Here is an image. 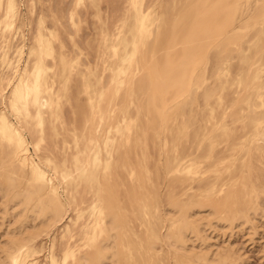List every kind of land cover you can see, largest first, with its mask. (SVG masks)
<instances>
[{
    "label": "bare ground",
    "instance_id": "bare-ground-1",
    "mask_svg": "<svg viewBox=\"0 0 264 264\" xmlns=\"http://www.w3.org/2000/svg\"><path fill=\"white\" fill-rule=\"evenodd\" d=\"M23 1L0 0V264H42L70 212L44 264H241L207 238L264 218V0H126L112 28L89 0L93 60L43 9L27 38Z\"/></svg>",
    "mask_w": 264,
    "mask_h": 264
},
{
    "label": "rangeland",
    "instance_id": "rangeland-1",
    "mask_svg": "<svg viewBox=\"0 0 264 264\" xmlns=\"http://www.w3.org/2000/svg\"><path fill=\"white\" fill-rule=\"evenodd\" d=\"M70 1L71 0H44V1L42 0L43 4H40V5H42L43 7L41 8V6L39 5V3H37L36 6H34V8H33V10L35 11V12L33 11L34 13L33 12L31 13V11H30L31 10L30 8L32 6L31 4H30L31 6L28 4L30 2L27 0V1H25L26 3H24V1H23V3L21 4L22 5L21 6V10L24 13V16L27 18L28 23L31 22L30 25H29L30 27L27 26V28L25 30L26 36H27V38H30L32 36L33 32L36 29L35 25H37L36 24L37 23L36 20L38 19L37 16H39V11H42L41 9H43L44 14L47 13V14H45V16H46V22H47L46 23L47 24V27H49V28L51 27V28H54L56 30L61 27L63 29V30L59 29L61 33L65 29L67 30V31L65 30L63 32V33L66 32L68 34L67 35L65 33L66 36H65V34H61L59 32V30H57V32H59V34H61V40H62V42H64L63 44L65 45L64 46V52L65 53H68V55L69 54L70 55L71 54L73 55L74 53H76V51H78V50L73 45L74 43H76V45L80 49H81V47L83 48V52L85 51L84 53L87 52L86 54H88V55L90 53L91 54V57H88V59H90V60L92 59L93 60V59H95V56L96 55H94V54H96V53L94 52V54H93V51H94L93 48H90L88 50L86 40H84V39H86V38L90 39V37L92 35H95L98 32V30L100 29V25L101 24L98 22L99 19H96L97 17H94V15L92 16V13L95 14V12H94L95 10L94 9H96V8L91 7L90 9H87L86 10V8H87L86 5L88 3H89L88 4V8L90 7V1L89 0H87V1L85 0L86 2L84 1V4L85 5H83L81 9H80L81 6L79 7V10H78L80 12V13L78 12L79 13L78 14L79 16L78 17L75 16L76 17V20L78 19L77 22L78 23L80 22L78 24L79 27L77 29L76 27H73V25H71L72 22L69 20V14H68L69 11L68 10L71 9V2ZM96 1L98 2L97 3V5H98L97 7H99V11H100V12H98V13H100L99 14L100 15L99 18H101L105 22H107L106 24H108V26L110 25L111 26L110 28H112L113 27L112 25L116 24L117 20H119L118 18H120L121 15H123L122 13L125 10L124 6L125 7L128 6V5L127 6L125 5L126 2H127L126 0H96ZM148 1L149 0H146V1L144 0V4L146 2H148ZM23 5H25V6H23ZM27 6H29V9L27 8ZM92 8H94V9L92 10ZM47 10L49 12H46ZM96 10L98 11V9H96ZM53 11H54V14H53ZM55 14H56V16L58 15L57 17H60L59 16V14H60L61 17L62 16L63 17L65 16L66 18L63 19V17L62 18L60 17L62 19V20L59 19V20H61V23L60 22H57V21H55V20H58V19H56L57 17H55ZM48 15L50 17H52V18L50 19V17ZM36 17H37V19H36ZM108 20H109V23L110 24L108 23ZM58 24H59V26H58ZM94 24L96 25V27L99 25V27H97V28H99L97 31H95L96 28L93 29V25ZM28 28H30L29 31H28ZM74 28H76V29H74ZM76 30H78V32ZM63 36H65V37H63ZM73 40L76 41V42L73 43ZM81 44H84V46L81 45ZM57 45L58 44H55V46H57ZM79 45H81V47ZM85 47L87 48L88 51H90L92 49H93V51L88 52ZM70 50H72V51H70ZM82 57H83V60H84L85 56L83 55ZM49 145L50 144H48V146ZM50 146H52V145H50ZM51 150H53V148ZM56 152H59V150L56 151ZM260 204L264 207V198H261ZM68 216L69 217L66 218L62 222V225H60V227H58L57 229H54V230H52L50 232L49 237L42 236V237H40L36 241V248L39 249L42 246L45 247L43 251H41V252H39L37 254V258H38V260L42 264H44L46 262V254H47V251H48V247L50 245L49 244L50 239H52L53 236L56 239H58L59 240L58 241V247H59L60 242H62L59 239L60 236H61V233H62V229H63L62 226L65 223H69V218H72L74 216V212H70ZM237 227H239V226H237ZM72 228H75V226L74 227L72 226ZM255 228H256V231L255 232H257V234L255 232L254 233H251L253 231L252 230H249V229L247 230L248 231L247 232L246 231L247 228H245V230L243 229L244 231L240 230L241 228H236V229L234 228V231L232 230V232H229L230 230H228V231L225 230L226 232L224 233V236H222L223 235L222 234L223 231L221 233V231H219V230H215V232L214 231L211 232V230H210L208 232L209 235H210L209 236L210 238L208 237L209 240L207 238V241H208V243L211 244V247L212 248H213V246H214V248H220V246L221 247L223 245L226 246V244H227V246L229 245L228 246L229 247L228 249L232 248L230 250H233L232 252H235L234 254L235 255L237 254L236 256H238L239 259H241L240 260V262L242 261L241 264H264V218H262V219H260V220H258L256 222V227ZM255 228L254 229L252 228V229L255 230ZM4 229H5V225H2L1 217H0V241L2 240L1 235L3 234ZM65 240H63V241L65 242ZM64 242L61 243L62 245L60 244L61 246L59 248H60L61 251L63 250L61 247L66 243V242L65 243ZM227 246H226V248H227ZM61 251H60V253H61Z\"/></svg>",
    "mask_w": 264,
    "mask_h": 264
}]
</instances>
